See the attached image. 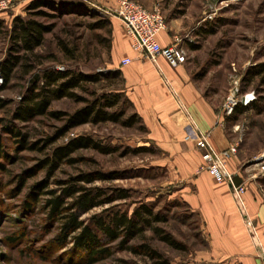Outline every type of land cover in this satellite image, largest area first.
Here are the masks:
<instances>
[{"label":"rangeland","instance_id":"374dc122","mask_svg":"<svg viewBox=\"0 0 264 264\" xmlns=\"http://www.w3.org/2000/svg\"><path fill=\"white\" fill-rule=\"evenodd\" d=\"M10 1L7 9L0 10V63L16 54L6 33L15 16L35 17L51 30L44 35L43 43L34 53L22 55L8 82L0 78V99L6 101L0 109V264H87V257L73 249L71 240L63 245L57 243L59 221L49 215L45 201L50 197V190L58 194L78 176L95 172L106 178L79 184L102 190V199L112 196L118 189L127 190L129 198L93 207L81 215L85 222L95 215L106 216L110 210L130 215L137 205L144 203L165 220L155 226L172 235L186 249L179 251L167 246L149 228L127 246L147 243L168 264H225L227 256L213 253L203 232L202 218L187 201L195 187L187 185L183 171L177 168L176 154L164 152L146 139L139 123L124 124L133 109L123 97L119 98L115 108L108 110H121L123 115L118 122L85 123L53 142L47 141L65 125L67 116L87 102L103 94L119 92L122 89L119 79L81 84L73 91L81 100L56 99L44 115L23 123L12 120L15 106L30 93L44 70H70L89 75L109 72L108 42L111 40L112 45V36L108 33L109 26L98 27V24L107 19L116 20L113 16L116 0L53 2L51 7L41 8L43 14L40 15L35 12L28 15L26 7L30 1L26 5V0ZM153 2L159 9L163 5L160 10L166 23L174 14L187 16L183 24L191 25L190 33L181 38L187 54L185 64L217 106L219 115L222 116V104L235 83L239 94L254 96L242 113L232 119L224 117L223 126L231 142L229 146H236V152L231 156H238L239 169L258 182L264 202V171L260 169V161L264 160V72L255 74L254 71L257 65L264 63V0ZM116 22L124 30L120 21ZM49 112L62 115L53 116ZM13 125V130L24 135L21 147L17 143L20 137L9 130ZM80 135L91 137L109 152L81 148L70 155L73 162L64 161L55 168L44 167L45 157L55 147ZM69 202L67 199L66 205ZM250 236L258 248L253 251L254 259L264 264V251L258 246L256 233L252 231ZM101 238L103 246L110 249V255L92 264H155L146 255L134 254L121 247L118 240L109 242Z\"/></svg>","mask_w":264,"mask_h":264},{"label":"crops","instance_id":"0c3cea01","mask_svg":"<svg viewBox=\"0 0 264 264\" xmlns=\"http://www.w3.org/2000/svg\"><path fill=\"white\" fill-rule=\"evenodd\" d=\"M29 1L26 0L25 5ZM136 1L148 10L156 5L153 0ZM185 18L187 16L181 13L167 18L166 29L156 37L160 45L172 43L175 37L189 36L191 25L183 24ZM116 20H111L108 70L119 71L122 91L142 120L146 139L160 150L176 154L177 168L183 171L187 185L195 187L187 201L201 216L203 232L213 253L227 256L225 264H260L254 259L253 251L258 248L250 236V232L256 233L258 246L264 251V202L258 182L239 169L238 156L226 160L234 183L245 186L240 210L230 185L217 183L199 169L202 160L194 134L209 132L213 147L225 149L231 142L223 126L224 117L218 114L217 106L204 93L186 62L174 67L161 56L151 60L135 53L130 47V38ZM124 58L130 61L121 64Z\"/></svg>","mask_w":264,"mask_h":264},{"label":"trees","instance_id":"16d2710c","mask_svg":"<svg viewBox=\"0 0 264 264\" xmlns=\"http://www.w3.org/2000/svg\"><path fill=\"white\" fill-rule=\"evenodd\" d=\"M64 1L31 0L26 10L29 13L28 15H31L30 13L33 12H35V15H40L43 14L41 8L51 7L53 2L65 3ZM105 24L109 26L108 33L112 36L111 20L107 19L99 22L98 27H103ZM1 27L2 21H0V29ZM50 30V26L43 24L32 16L22 17L18 15L12 19L10 28L6 33L10 41V47L16 54L10 53L12 55L0 63V78L2 81H9L14 70L22 60V55L34 53L35 49L43 43L44 35ZM108 43L110 51L111 40ZM191 47L194 48L196 46ZM254 71L255 74L264 72V63L257 65ZM115 78L119 79V83L122 84L118 70H109L106 74L96 75L76 73L70 70H44L40 76V80L38 79V81L33 83L30 93L23 96L15 106L12 112V120L22 123L28 122L36 116L46 114L53 100L63 97L81 100L73 92L81 84L97 83L102 79L114 82ZM262 83L264 84V78H262ZM120 97H123L124 102L133 109L131 102L125 97L122 89L119 92L116 90L113 93L103 94L87 102L84 107L67 116L65 125L57 130L53 139L51 138L47 141L53 142L55 139L65 135L69 130L85 123L118 122L123 115L121 110L119 112H109L108 110L117 106ZM5 105L6 101L0 99V109ZM246 108V106H237L226 119L234 118L237 113H242ZM49 114L53 116L62 115L60 112H49ZM136 122L139 123L141 129L145 132L146 129L141 118L134 111L126 118L124 124L132 126ZM13 128L14 125L13 127H9V130L20 137L17 139V143L21 147L25 141L24 135L13 130ZM81 148H91L101 153L109 152L107 147L102 146L91 137L80 135L70 139L63 145L55 147L51 154L45 157L43 161L44 167L55 168L64 161L73 162L74 159L70 158V155ZM105 178L106 176L100 172L84 174L75 178L67 186L62 187L58 194L54 190L48 192L50 197L46 199L45 205L49 209V215L59 221L58 232L55 236V240L59 245H63L68 240H71L73 249L80 256L87 257V264H92L99 258L110 255V249L102 244L101 237H104L109 242L118 240L121 247L128 248L134 254L140 253L146 255L149 259L154 260L155 264H168V261L147 243H141L138 246H127L129 241L140 236L146 228H149L167 246L179 251L186 249L172 235L166 233L161 227L155 226L156 223L165 220L155 213L149 205L144 203L137 205L130 215L127 212L110 210L106 216H92L88 222L81 219V215L93 207L110 203L117 199L129 198L127 190L118 189L112 196L102 199L101 197L104 195L102 190L79 184L81 181L92 183L94 180H103ZM67 199H70V202L66 205Z\"/></svg>","mask_w":264,"mask_h":264},{"label":"built area","instance_id":"2783aa9c","mask_svg":"<svg viewBox=\"0 0 264 264\" xmlns=\"http://www.w3.org/2000/svg\"><path fill=\"white\" fill-rule=\"evenodd\" d=\"M10 3V0H1L0 10L7 9ZM113 16L122 24L125 33L130 38V47L135 53L151 60L156 56H161L174 67L186 62L187 54L181 45V38L175 37L172 43L165 46L160 45L157 41V35L166 29V19L157 6L148 10L136 0H116ZM129 61L128 58H124L121 60V64ZM238 88L235 83L229 89L222 104L223 117L231 115L237 106H247L253 100L252 94L241 95ZM209 138V132L194 134L195 145L201 154L200 169L206 170L217 183L227 182L237 206L242 210L241 196L245 191V186L235 184L232 173L226 167V160L236 152V146L230 145L225 149L218 150L213 147ZM260 169L264 171V160L260 161Z\"/></svg>","mask_w":264,"mask_h":264}]
</instances>
